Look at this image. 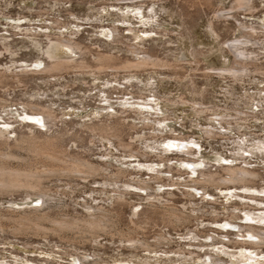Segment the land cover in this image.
<instances>
[{"label": "rangeland", "instance_id": "rangeland-1", "mask_svg": "<svg viewBox=\"0 0 264 264\" xmlns=\"http://www.w3.org/2000/svg\"><path fill=\"white\" fill-rule=\"evenodd\" d=\"M204 1L160 0L152 3L150 0H0V38L10 39L11 46L16 51L14 56L8 52L0 55V65H14L15 68L19 64L36 63L39 59L47 61L42 52L22 35L27 28L31 29V33L38 32V36L32 38L41 40L44 46L48 43L45 37L48 33H61L69 38L71 32L79 30L78 41L93 52L106 51L121 57H133L128 45H141L140 41H135L134 32L130 31L134 28V31H138L147 40L140 47L156 50L159 56L180 63L178 68L183 66V69L176 67V71L158 67L159 69L145 70L147 72H121L117 75H112L115 72L112 70L100 75L68 72L61 77L27 78V85H19L10 80L3 83L4 85L1 84L0 97L6 99L8 106L0 107V118H3L0 119V127L8 118L13 117V121L22 120L20 115L24 116L31 111L24 103L39 102L52 106L59 115L60 121L57 120L58 125L54 127L57 132L69 131L70 134L64 138L68 149H87L85 155L92 161L98 164L108 161L114 169H127L129 175L133 174L127 180L141 176L148 180L152 175H157L158 170L168 173L170 165L174 170L172 168L168 175H162L160 183H153L156 190L139 194L135 188L131 190L124 186L123 189L131 193L125 194L127 203L125 201L122 204L113 200L112 192L101 191L108 189L103 177L96 176L85 180L79 177L49 176L45 178V182L43 179L44 187L51 191L47 190L48 194L55 198L45 205L54 203L60 206V214L71 217L87 214L84 208L87 204L96 208L102 206L112 209V215L118 214L113 216V221L122 230L134 227L132 219L136 222L140 220L142 227L136 230L135 237L148 242L149 248L135 245L134 242H125L119 235L107 232H100L97 238L89 235L86 239L78 238L74 232H68V236L74 237L69 240L51 232L45 235L13 234L5 229L6 232L0 230V264H82L78 260L81 258L87 259L85 264H206L210 255L221 259L220 264H229L232 258L226 256V253L216 251L218 248L222 251V246L225 247L224 252H246L254 255L250 258L264 260V244L258 247L239 243L242 240L239 226L251 225L246 222L249 221L246 212L259 216L264 211V204L251 200L243 202L230 197L232 192H237L264 200L262 179L257 178L253 185L255 187L250 189L253 191L252 195L242 185H237L232 190H228V186L218 188L212 185L196 191L189 188L194 197L184 195L188 189L184 185L171 186L174 181L184 184L189 177L185 174L188 171L186 167L181 166V161L185 159L198 163L200 161L202 164L206 161L208 166L212 165L213 171L221 169L222 166H244L248 163L251 169L259 170L264 176V75L254 73L250 77L237 80L230 75L221 76L211 70L231 67L234 64L233 53L223 50L221 43L236 39L242 31L231 17L227 18L229 22L214 19L215 9H228L232 0H210L213 2L211 5ZM257 5L258 9L253 15L249 12L246 15L240 14L242 12L238 11L237 17L250 25L259 23L264 27V2L258 0ZM53 20L69 24V28L41 31V26L55 25ZM211 23H214L215 29ZM20 25L22 27L18 28ZM113 26L122 30L123 35L120 33V36L126 37L123 39L125 44H112L113 37L106 38L104 29H111ZM159 32L165 35L162 36ZM13 33L16 35L11 36ZM2 49L0 41V50ZM256 51L263 54L260 64H264V50ZM196 52L199 53L196 57L198 63H194L192 55ZM12 60L17 63H12ZM107 99L111 101L108 103ZM127 100L131 103H153L155 107V110L145 111V116L151 117L152 122L140 120L139 118L145 116L137 115L136 112L134 114L131 107L126 108L128 112L124 115L123 139L126 143L134 142L139 153L137 156L136 151L134 152L136 157L131 149L128 151L120 148L117 143L106 144V150L104 142L96 140L95 144L91 143L86 129L83 133L79 132L82 125L107 119L110 114L122 116L121 104ZM236 111L249 113L250 116L248 119L244 116L238 119ZM221 116L228 117L220 123ZM165 118L167 120L161 123ZM115 120L114 118L110 122L114 123ZM15 124V128H9L13 139L29 132V128H26L28 123ZM133 124L137 127L132 128ZM206 130L215 131L220 136H207ZM57 132L53 135L58 134ZM48 134L51 135V132ZM144 136L146 138L138 140ZM177 136L185 137V142L194 146L195 154L186 155L180 150L170 151L165 144ZM105 151L113 156L103 157ZM17 152L26 155L23 150ZM140 153L147 156V162ZM142 163L152 166L153 169L138 168ZM203 191H206L204 198ZM168 192L173 195H168ZM148 193L152 196L149 197ZM5 195L0 196V211H21L29 207L24 203L25 194L22 191L17 195ZM149 202L154 205L151 206ZM45 205L42 208L45 211L51 209V213L59 209L52 208L53 206L48 209L49 206ZM231 205L238 209L233 210L229 207ZM166 206L179 208L178 210L191 217H188V222L178 225L165 222L161 218L149 220L156 207H161L158 210H162ZM135 210L142 213L139 219L134 213ZM231 215L234 218L231 219ZM252 224L258 226L255 222ZM160 235L165 239L160 240ZM204 242L210 246L202 248ZM249 262L255 264L254 261Z\"/></svg>", "mask_w": 264, "mask_h": 264}, {"label": "bare ground", "instance_id": "bare-ground-1", "mask_svg": "<svg viewBox=\"0 0 264 264\" xmlns=\"http://www.w3.org/2000/svg\"><path fill=\"white\" fill-rule=\"evenodd\" d=\"M150 1L152 3H157V1L160 2V0H150ZM205 1L204 2L206 4L211 5L213 3V2L211 3L210 0H205ZM257 2L258 0H232L231 6L228 9H226L227 7L220 9L216 8L217 10L215 9L214 19L229 22L227 18L231 17L235 19V21L238 23V28L242 31V33L239 37H237L234 40L230 39L226 43L223 42L221 43L223 50L227 49L230 51V53H233L235 58L234 64L231 67H225L220 69L212 68L211 69L212 71L217 72L221 76L230 75L236 78L237 80L243 79L244 77H250L254 73H260L264 75V64H260L262 63L260 61L263 59L262 58L263 54L258 53L256 51L257 49L264 50V29H263L264 27H262L259 23H254L250 25L248 24L249 22L241 20L240 18L237 17L238 11L242 12L240 14L246 15V13L249 12L251 13V15H253V12L256 9H258ZM261 2H264V0H261ZM61 22L56 20L54 21L55 25L53 26L52 25L41 26V31H43L44 29L53 30L55 28H58L60 31V28L62 27H64V29L69 28V24H65ZM211 24L214 26V23ZM21 27L22 25H20L18 28ZM34 29L37 30L36 28ZM133 29H130V31L134 32L135 41L136 40L140 41V44L144 45V43L147 41L145 37L143 38V36L137 33L138 31L136 32ZM104 30H105L104 35L106 36V38L113 37L112 44L113 43L125 44V42H123V39H125L126 37L122 36L123 35V33L121 32L122 30H120L117 26L115 27L113 26L111 29L106 28ZM120 33H122L121 36ZM37 34L36 32L31 33V29L27 28L25 30V33H23L22 35L27 39H29L30 43L35 48H38L42 52V54L47 58V61H44L43 59L42 60L39 59V61H36V63L30 65L19 64L18 66L16 64L17 66L15 68H13L14 65L12 66L0 65V86L3 83L6 84V82L9 80L19 85L21 84L27 85L26 83L27 78L41 77L43 79H46V78H50L51 76L61 77L63 76V74H66L68 72H74V73L80 72L84 74L89 73L92 75H100L102 73H108L109 70H112L115 71L114 73H112V75L115 74L117 75L120 74L121 72H129L136 74L138 72H142V71L144 72L145 70L148 71L154 70L158 67H167L168 69L171 68L172 71L183 69V66L181 68H178V66H181L180 63L174 62L169 58H163L157 54L156 50H149L146 47H140L141 45L139 46L137 43L128 45L129 47L128 50L132 53L133 57H121L117 54H113L111 52L108 53L106 51H97L96 53L93 52L89 47L83 45L78 41L79 30L71 32L69 38L63 36V34L61 33L57 35L48 33L45 35V37L48 39V43H46V46H44V43L41 42V40H37L34 37L32 38V36H38ZM161 34L162 36L165 35L164 33ZM14 35H16V33H13L11 36ZM9 40L10 39H6L5 37L0 38L1 44L3 46V49L0 50V55H2L4 52L6 53L8 52L10 55L15 54L16 51L11 46V41ZM197 54L199 53L198 52L192 53L194 57V63L199 62V60L196 58ZM11 62L17 63L16 60H12ZM154 100L151 101L154 102ZM110 101L111 99L106 100V102L108 103ZM24 104L31 111L28 114L25 112L26 114H24V116L22 114L21 115L19 114L20 117H23L21 118L22 120L14 119L13 121V117L8 118L2 122L3 126L0 127V194L1 195L6 194L5 196L8 195L10 196V194L12 195L14 193L17 195L19 194V191H22L25 194V198H23L24 203L29 207L25 206L27 208H24L21 211L13 210V209H9L4 212L0 211V230L8 229L13 234L32 233L36 235L39 234L45 235L46 233L48 234V232H51L58 234L59 237L66 239L74 238L68 236L67 235L68 232H72V233L74 232L75 234H77L78 238L81 239L89 238V235H92L94 238H97L100 232H107V233H111L112 235L113 234L119 235L120 237L124 238L125 242H134L135 245L149 248L150 244L148 242L141 241L140 239H137L135 237L136 230L142 227V225L139 223L140 220L139 222L138 221L136 222V220L132 219L131 222L134 224V227H129L128 230H122L119 227L117 228V226L115 225L116 222L113 221V216H115L116 214L112 215L111 213L112 209L109 210L102 206H97L96 208L87 204L84 207L88 212L87 214L76 215L71 217L66 214L64 215L63 213L60 214V212H58L59 210H61L60 206H57L56 204L53 203L50 206L51 207L53 206L52 208H59L57 210L55 209L57 212L51 213L52 212L51 209L45 211V209L42 208L43 205H45V203L48 204V201L55 198L53 197L51 198L50 194H48L51 191L50 189L49 190L47 189L49 191L47 192L46 188L44 187L45 184L43 185V179L45 182V178L49 176L50 178L51 176H57V177L66 176L70 178L79 177L85 180L89 178H94L96 176L103 177L108 189H103L101 191L112 192L113 200L119 204H122L123 202L125 203L126 201L125 194H128L129 192L123 189L124 186L130 189L135 188L139 192V194L142 192H148L151 189H155L153 183H160V180H162V175H168L170 170L173 168L172 165L168 167L170 168L168 173L167 172L164 173L161 170H158L157 175L154 176L152 175V177L148 180L143 179L142 176L141 178L132 177L131 180H127L128 177L133 176V174L131 173L129 175L127 169H124L122 167H118L117 169H114L113 165L108 161L102 164H98L92 161L89 156L85 155L87 149H85V151H83V149L81 151L80 149L79 151L68 149V147L65 146L64 144L65 142L64 138L67 137L68 134L70 133L68 130L57 132V128H54L57 127L58 125L57 120H59L58 119L59 115L56 114V111L52 106H48L45 104H41L39 102H32V101L31 102L29 101L28 103H24ZM152 104L131 103L127 100V102L121 104L123 106L122 107L123 110L122 109L121 111L119 110L122 116L119 117L116 114H110L107 119L104 120L101 119L98 122L92 121L91 124L86 123L82 125V129H80L79 132L81 131L83 133L86 129L90 134L91 143L95 144V142H97L96 140L101 141V143L104 142L103 146L106 148V150H108L106 144L117 143L118 147L120 148H124L125 150L131 149V153H133L134 155L135 151H136L135 153H137V148L135 147L134 142L126 143L125 140L123 139L125 133L124 115L128 112L126 108L131 107L133 108V113L136 112L137 115L139 114L145 116L146 115L145 111L147 110L152 111V109L155 110V107ZM7 106L8 105L6 99H2L0 97V107L6 108ZM113 111H114V107H113ZM236 113H237L236 115H238L237 117L238 119H240V117L242 118L243 116L246 117V119H248L250 116L249 113L246 112L244 113L243 111L242 112L236 111ZM8 114L11 115V112H9ZM157 114L160 115V113ZM221 117L222 119L220 120V123L224 121V119H226L228 116H221ZM114 118L116 119L115 122L114 123L110 122L112 119L114 120ZM0 119L3 118L1 117ZM139 119L144 120L146 122L153 121L151 117H146V116L141 117ZM165 120L167 119L165 118L163 121L161 120L162 122L161 121L160 122L163 123ZM15 123L16 124L28 123L26 125V128H29V132L22 133L21 135H19L17 139H13L11 137L12 132H10L9 128L14 127ZM146 125H148V123H146L145 126ZM131 127L134 128L137 126L133 124L131 125ZM166 128H168V126ZM49 132H51V135L48 134ZM56 132L58 134L53 135ZM205 134L212 138L215 135L216 137L220 136L217 135L218 133H216L215 131H210V130H206ZM153 136L155 137V135H152V137ZM142 138H146V137L145 136L140 137L138 140ZM185 141H186L185 137L177 136L174 137L172 141H168L165 145H167L170 151L180 150L184 152L186 155L195 154L194 146L186 143ZM17 150L25 151L26 155L18 154ZM138 154L139 153H137V156ZM109 156H113V155L106 153L105 151L103 157H109ZM134 156L136 157V155ZM141 156H144V154L143 155L141 154ZM146 157L144 156L145 159ZM147 160L148 158L146 159V162ZM181 163H182L181 166L182 167L185 166L186 169L188 170L185 174H188L189 177L187 178V180L184 181V184L181 181H176V182L174 181V183H172L171 186L184 185L185 187H188L184 195L191 197L192 196L194 197V195L192 194L193 192L191 193L189 188L194 189L196 191L198 190V188H206L208 185L210 186L212 185L218 188L222 186H228L227 187L228 190L237 188L236 187L237 185H242L243 189L246 192H249V194L251 193L252 195L253 191L250 189L255 187L253 185L256 183L257 178L262 179L264 181V176L259 172V170L251 169L248 163H246L244 166L243 165L222 166L221 169L216 171H213L211 169L212 165L210 164L211 166H208L209 163H207L206 161H204V163L202 164V162L200 161L198 163V161L185 159L181 161ZM139 166L140 167L138 168H142V169H147L148 167L151 170L153 169L152 166H146L143 163ZM173 170L174 168L172 169V171ZM154 174L156 173L154 172ZM140 175H142V173ZM230 185H232L233 187H230ZM73 188L74 186L71 187V189ZM262 191L264 193V189ZM168 195L172 196L173 193H169ZM205 195H206V191H203L202 198H204ZM148 196L150 197L152 196V194L148 193ZM230 197H232V199L238 198L243 202H247L251 200L256 202L257 204H261V205L264 204V200H259L256 197H250V195L244 196L237 192H232ZM52 201L54 202V200ZM210 202L211 201H209V203ZM150 205L153 206L154 204L150 203ZM50 206L48 207V209L51 208ZM135 206L137 205H134V207ZM229 207L232 208L233 210L238 209L236 206L233 205ZM61 208L63 210V207ZM160 208L156 207V209L153 211V215L149 218V220H155V218H161L165 222L178 225V223H183V222L185 223V221L188 222L189 218L191 217V216L189 217V215H187L186 213L178 210L179 208H175L173 206H166L164 209L158 210ZM91 210L93 212H91ZM134 213L137 215L138 219L140 214H142V213H138V210H135ZM232 215L234 214L232 213ZM232 215H231V219L232 217L234 218V216ZM116 216H118V214ZM246 216H247L246 217L247 220H249L246 222L248 224L251 223V225L242 224L239 226L241 229V231L239 229V232H241L240 235L242 236V240L239 243H242V245L251 244L259 247L264 244V211L261 212L259 216H253L252 213H249V211H247ZM252 222L257 223L258 226H254ZM3 232H6V230ZM160 236H161L159 237L160 240L165 239L163 235ZM204 246L209 247L210 245L207 242H204L202 248ZM224 249L225 247L222 246V251H220V248H218L216 251H219L220 253H226V256L231 257L232 261L229 264H253L252 262L249 261H254L255 264H264V260H262V258H258V259L250 258L251 256H254L252 254L251 255L248 253L246 254V252L244 254L230 253L227 251L224 252ZM78 260L82 264H85L87 261V259L85 258H81V260L80 259ZM220 263H221V259L217 258L215 255L214 256L210 255V257H208V263L206 264H220Z\"/></svg>", "mask_w": 264, "mask_h": 264}]
</instances>
